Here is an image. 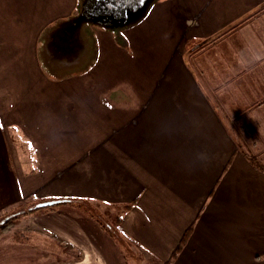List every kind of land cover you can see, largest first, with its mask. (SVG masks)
Instances as JSON below:
<instances>
[{"label": "crops", "instance_id": "0c3cea01", "mask_svg": "<svg viewBox=\"0 0 264 264\" xmlns=\"http://www.w3.org/2000/svg\"><path fill=\"white\" fill-rule=\"evenodd\" d=\"M113 5L0 0V264H264V0Z\"/></svg>", "mask_w": 264, "mask_h": 264}, {"label": "rangeland", "instance_id": "374dc122", "mask_svg": "<svg viewBox=\"0 0 264 264\" xmlns=\"http://www.w3.org/2000/svg\"><path fill=\"white\" fill-rule=\"evenodd\" d=\"M107 1L114 4L111 7L112 8L111 11L114 12V11L118 10L120 5L123 2H125L126 0H107ZM132 1L133 0H127V2L129 4ZM238 101L241 103L246 102L245 97L243 98L242 96H236V95L230 96V95H228L225 97V99H223V97H220V101L215 102V106L217 109H220L218 111L220 114H222L221 109L231 107V105L228 103H231V102L236 103ZM255 103L256 104H254V106L257 109L251 110V111H247V110H240L239 111L240 120H239V122L235 121L236 122L235 124L237 126H230L231 124L227 121L228 119H226L225 121H227V124H230L228 130L231 133V135L235 136V138H236V136H238L237 138H238L239 142H241V141H243V143L245 142L244 146H246L245 147L246 152H248L249 155H251L255 160L258 161V159H261L260 157H258L259 153H264V96H262V95L256 96ZM260 105H262L263 107H257ZM251 108H253V107H251ZM224 111H225V116L226 115L233 116L236 112L235 110L230 111V110H226V109ZM235 118L237 119V117H235ZM241 147H242V143H241ZM242 150H244V149H242ZM27 207L28 206H26V207L23 206V207L15 209L13 211L5 213L1 217L0 222L2 220H4L6 217H10V216L13 217L16 215L18 217H17V220L14 222H18V220H21L23 218L24 215L22 214V212L26 211ZM95 208H97V210H100V212H104V213L107 212V210H108L107 209L108 207L106 208L105 205H101L98 203H97V205H95ZM109 208L111 209V211L113 213L119 214V210L117 207H109ZM96 214L98 215L97 212H96ZM101 220H103V218H101ZM13 226H15V225H13ZM127 260H129V264H132L130 262V258L127 257ZM145 261H147V260L145 259ZM147 263H149V261H147ZM147 263H145V264H147Z\"/></svg>", "mask_w": 264, "mask_h": 264}, {"label": "trees", "instance_id": "16d2710c", "mask_svg": "<svg viewBox=\"0 0 264 264\" xmlns=\"http://www.w3.org/2000/svg\"><path fill=\"white\" fill-rule=\"evenodd\" d=\"M255 162V161H254ZM254 162H252V163H254ZM255 164V166H257L259 169H261V170H263L264 171V168L263 167H261L260 165H258L257 163H254ZM55 205H51V206H47V207H51V208H53ZM40 209V208H39ZM36 209H34V210H29V212H34ZM26 213V211H23L22 212V214H25ZM17 215L16 216H13V217H11V218H8L7 220H5L2 224H0V231H2V230H5V229H7L9 226H11L12 224H14L15 222L14 221H16L17 220Z\"/></svg>", "mask_w": 264, "mask_h": 264}, {"label": "water", "instance_id": "95a60500", "mask_svg": "<svg viewBox=\"0 0 264 264\" xmlns=\"http://www.w3.org/2000/svg\"><path fill=\"white\" fill-rule=\"evenodd\" d=\"M62 200H50V201H44V202H40L38 204H36L35 207H45V206H51V205H54V204H57V203H60ZM11 217V216H10ZM10 217H6L4 220H2L0 222V224H2L5 220H7L8 218Z\"/></svg>", "mask_w": 264, "mask_h": 264}, {"label": "clouds", "instance_id": "9594fccd", "mask_svg": "<svg viewBox=\"0 0 264 264\" xmlns=\"http://www.w3.org/2000/svg\"><path fill=\"white\" fill-rule=\"evenodd\" d=\"M200 159H201V161H206V160L208 159V157H207L206 154L201 153V155H200Z\"/></svg>", "mask_w": 264, "mask_h": 264}, {"label": "snow or ice", "instance_id": "6c2138e0", "mask_svg": "<svg viewBox=\"0 0 264 264\" xmlns=\"http://www.w3.org/2000/svg\"><path fill=\"white\" fill-rule=\"evenodd\" d=\"M144 2V0H141V4Z\"/></svg>", "mask_w": 264, "mask_h": 264}]
</instances>
